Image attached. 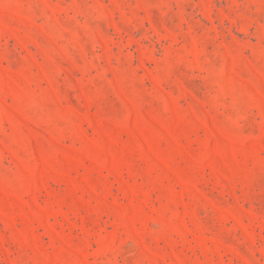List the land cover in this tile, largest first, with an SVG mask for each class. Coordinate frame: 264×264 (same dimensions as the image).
<instances>
[{
	"label": "rangeland",
	"instance_id": "rangeland-1",
	"mask_svg": "<svg viewBox=\"0 0 264 264\" xmlns=\"http://www.w3.org/2000/svg\"><path fill=\"white\" fill-rule=\"evenodd\" d=\"M0 264H264V0H0Z\"/></svg>",
	"mask_w": 264,
	"mask_h": 264
}]
</instances>
